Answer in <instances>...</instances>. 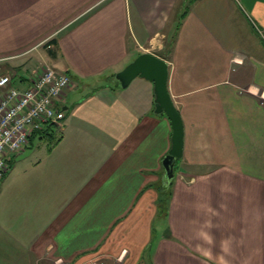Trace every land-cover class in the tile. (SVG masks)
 I'll use <instances>...</instances> for the list:
<instances>
[{
	"label": "crops",
	"instance_id": "obj_1",
	"mask_svg": "<svg viewBox=\"0 0 264 264\" xmlns=\"http://www.w3.org/2000/svg\"><path fill=\"white\" fill-rule=\"evenodd\" d=\"M256 27L264 0H0V71L20 78L12 86L47 67L71 80L57 141L23 168L21 185L36 192L0 198V264H264ZM143 53L167 63L183 125L169 180L172 129L153 83L115 79Z\"/></svg>",
	"mask_w": 264,
	"mask_h": 264
},
{
	"label": "built area",
	"instance_id": "obj_2",
	"mask_svg": "<svg viewBox=\"0 0 264 264\" xmlns=\"http://www.w3.org/2000/svg\"><path fill=\"white\" fill-rule=\"evenodd\" d=\"M256 30L264 39L263 31ZM13 81L21 83L18 76L0 71V181L9 160L26 149L33 132L60 126L64 119L60 103L71 85L68 75L48 67L24 88L13 87Z\"/></svg>",
	"mask_w": 264,
	"mask_h": 264
},
{
	"label": "water",
	"instance_id": "obj_3",
	"mask_svg": "<svg viewBox=\"0 0 264 264\" xmlns=\"http://www.w3.org/2000/svg\"><path fill=\"white\" fill-rule=\"evenodd\" d=\"M136 77L153 83L154 107L156 113H164L172 129L171 148L162 160L165 176L172 177L175 160L180 159L183 151V125L179 112L176 110L167 90L168 65L162 59L150 53L138 55L123 70L115 75L122 88Z\"/></svg>",
	"mask_w": 264,
	"mask_h": 264
},
{
	"label": "rangeland",
	"instance_id": "obj_4",
	"mask_svg": "<svg viewBox=\"0 0 264 264\" xmlns=\"http://www.w3.org/2000/svg\"><path fill=\"white\" fill-rule=\"evenodd\" d=\"M262 44L264 46V41H262ZM59 135H60L59 129L57 127H51V131H49L47 135L45 134L36 135L30 140V143H28L24 152H22L20 156L16 157L15 160L12 161L11 167L8 171V175H6L8 176V179L4 181L3 180L0 181V198H9V199L17 200L23 197L22 199H28L31 197V195H29L30 193L36 192L35 190H33V188L31 189L28 185L27 186L24 185L27 181V176L23 175V171H24L23 168L25 169L29 168L31 163L38 160L39 159L38 154L40 157H42L45 153H47L48 149L57 141ZM30 169L28 170V172L31 171ZM34 172L37 173V170L35 168H33V170L29 173V175H31ZM15 177L18 179L14 180ZM34 177L37 178V176ZM29 178L32 179V176H30ZM22 181L24 183L23 186L21 185ZM165 199L166 197L161 199L159 202L158 215L160 216H163L165 214L166 208L163 206ZM32 223L34 224L32 231H34L36 230L35 223L37 222H32ZM161 224H163L162 220L154 221V226L155 228L158 229L157 232L159 233L161 231L159 230L160 227L162 226ZM97 257L98 256H95V260L94 261L92 260L91 263L93 262L95 263ZM82 259L83 260L81 259L80 260L84 261L85 257H83ZM50 262L52 263V259ZM91 263H87V264H91ZM58 264H67V263H65V261L63 262L59 261Z\"/></svg>",
	"mask_w": 264,
	"mask_h": 264
},
{
	"label": "trees",
	"instance_id": "obj_5",
	"mask_svg": "<svg viewBox=\"0 0 264 264\" xmlns=\"http://www.w3.org/2000/svg\"><path fill=\"white\" fill-rule=\"evenodd\" d=\"M51 127H55V125H49L48 127H45L43 130H39V131H35V132H33L32 133V135H31V137L29 138V143H30V140L34 137V136H36V135H41V134H45V135H47L48 134V131L49 130H51ZM11 163H12V159L11 160H9V162H8V170L10 169V167H11ZM8 172V171H7ZM7 174V173H6ZM6 174H5V176H6ZM5 178V177H4ZM3 178V179H4Z\"/></svg>",
	"mask_w": 264,
	"mask_h": 264
}]
</instances>
